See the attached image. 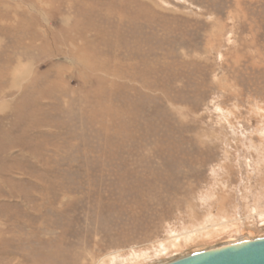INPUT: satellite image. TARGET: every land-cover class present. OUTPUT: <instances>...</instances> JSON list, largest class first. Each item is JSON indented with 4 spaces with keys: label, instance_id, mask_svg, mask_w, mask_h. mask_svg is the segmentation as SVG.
Returning a JSON list of instances; mask_svg holds the SVG:
<instances>
[{
    "label": "rangeland",
    "instance_id": "rangeland-1",
    "mask_svg": "<svg viewBox=\"0 0 264 264\" xmlns=\"http://www.w3.org/2000/svg\"><path fill=\"white\" fill-rule=\"evenodd\" d=\"M262 228L264 0H0V264Z\"/></svg>",
    "mask_w": 264,
    "mask_h": 264
},
{
    "label": "water",
    "instance_id": "water-1",
    "mask_svg": "<svg viewBox=\"0 0 264 264\" xmlns=\"http://www.w3.org/2000/svg\"><path fill=\"white\" fill-rule=\"evenodd\" d=\"M161 264H264V235L221 243Z\"/></svg>",
    "mask_w": 264,
    "mask_h": 264
},
{
    "label": "bare ground",
    "instance_id": "bare-ground-1",
    "mask_svg": "<svg viewBox=\"0 0 264 264\" xmlns=\"http://www.w3.org/2000/svg\"><path fill=\"white\" fill-rule=\"evenodd\" d=\"M194 230V229H193ZM261 230H263L264 231V228H262ZM192 231V230H191ZM196 232V231H195ZM246 232H247V230H246ZM256 232V231H255ZM244 233H245V231H244ZM260 235H264V232H262L261 231V233H252L251 231L249 232H247V233H245V234H243L242 236H240L239 238H235V239H232V240H230V241H227V242H232V241H237V240H240V239H246V238H249V237H257V236H260ZM204 249V248H203ZM195 251H198L197 249L196 250H191V251H189V252H187V253H185V254H188V253H191V252H195ZM184 255V254H183ZM182 256V255H181ZM177 257H180V256H177ZM172 258H175V257H170L169 259H172ZM169 259H166V260H161V261H154V262H152V263H150V264H161V263H163V262H165V261H167V260H169Z\"/></svg>",
    "mask_w": 264,
    "mask_h": 264
}]
</instances>
